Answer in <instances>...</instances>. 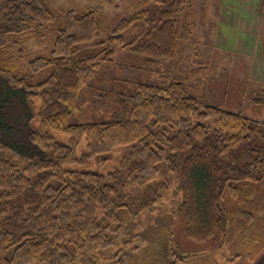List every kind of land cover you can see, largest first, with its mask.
<instances>
[{
    "label": "trees",
    "instance_id": "obj_1",
    "mask_svg": "<svg viewBox=\"0 0 264 264\" xmlns=\"http://www.w3.org/2000/svg\"><path fill=\"white\" fill-rule=\"evenodd\" d=\"M192 1L154 0L152 10L122 20L100 41L94 10L53 11L45 0H0V264H129L120 255V243H127L120 237L138 235V217L158 212L169 192V182L158 181L163 165L184 193L170 213L183 221L187 239L208 244L235 217L264 231L261 123L215 106L201 108L182 72L139 84L129 98L119 96L131 101L125 116L70 124L83 88L99 73V58L103 67L112 63L126 47L122 33L133 31L136 20L148 27L135 54L151 63L176 59L191 35L185 20ZM259 8L264 20V3ZM49 25L55 34L50 51L29 58L22 72L24 36L43 39L39 32ZM97 43L99 51L74 61ZM15 101L24 109L23 139L13 132L18 123L9 111ZM212 119L213 127L205 124ZM55 132L69 142L58 141ZM82 141L85 150L78 155ZM125 146L130 152L106 175L69 168ZM130 185L143 188L140 197L129 193Z\"/></svg>",
    "mask_w": 264,
    "mask_h": 264
},
{
    "label": "rangeland",
    "instance_id": "obj_2",
    "mask_svg": "<svg viewBox=\"0 0 264 264\" xmlns=\"http://www.w3.org/2000/svg\"><path fill=\"white\" fill-rule=\"evenodd\" d=\"M53 11L94 10L99 17L100 41L109 38L122 20L150 11L154 0H45ZM193 2V1H192ZM186 14L185 22L191 35L181 47L176 59L151 63L132 50L144 38L148 24L136 20L137 27L122 33L126 47L120 49L108 67L101 66L96 79L84 87L72 111L70 124H86L110 121L130 112L131 101H119V96L130 97L139 84H158L182 72V77L194 87L190 95L201 102V108L210 105L232 113H240L261 123L264 132V20L260 10L264 0H195ZM190 4V5H191ZM44 38L25 35L26 62L37 53L50 51V41L55 36L49 25L41 30ZM99 43V42H98ZM83 48L72 57L78 60L85 53H95L100 46ZM197 62V63H196ZM200 69L199 73L196 70ZM202 72V73H201ZM43 76V75H42ZM100 93L101 97L96 98ZM108 93V95H106ZM24 109L15 101L10 108L14 124L13 132L24 138ZM214 126V120L205 122ZM56 139L68 143L66 135L54 133ZM85 150V142L79 145L77 154ZM130 146L116 148L111 154L99 157L86 166L73 165L70 169L93 171L101 175L115 171L121 158L128 154ZM162 166V165H161ZM158 181L169 182L158 212L143 213L138 217L140 233L121 236V253L129 264H264V231L244 225L235 217L216 239L200 244L187 239L184 223L171 219L170 210L177 206L184 193L179 188L178 177L165 166ZM142 187L130 185L129 193L140 197ZM140 246V247H138ZM188 257V259H186ZM33 264H41L34 262Z\"/></svg>",
    "mask_w": 264,
    "mask_h": 264
}]
</instances>
